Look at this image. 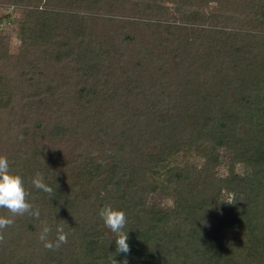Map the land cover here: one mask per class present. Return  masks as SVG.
I'll return each instance as SVG.
<instances>
[{
  "label": "trees",
  "instance_id": "obj_1",
  "mask_svg": "<svg viewBox=\"0 0 264 264\" xmlns=\"http://www.w3.org/2000/svg\"><path fill=\"white\" fill-rule=\"evenodd\" d=\"M3 6L22 15L16 52L0 25V155L40 216L0 230V264H264V0ZM109 205L128 254L99 216ZM45 223L68 234L58 250Z\"/></svg>",
  "mask_w": 264,
  "mask_h": 264
},
{
  "label": "clouds",
  "instance_id": "obj_2",
  "mask_svg": "<svg viewBox=\"0 0 264 264\" xmlns=\"http://www.w3.org/2000/svg\"><path fill=\"white\" fill-rule=\"evenodd\" d=\"M31 183L36 189L47 193L49 196L53 194L52 187L45 183L41 174L37 173L32 178ZM29 196L30 193L25 187L24 178L20 174L10 171L7 157L0 155V209H6L11 214L9 216L0 215V230L12 226L17 216L27 214L39 218L40 211L39 209H33ZM221 202L231 205L236 201L234 196H228L226 199H222ZM99 216L104 224L116 234V254L130 253L129 231L124 230L127 224L126 213L122 209L113 208L109 205L100 209ZM50 232L51 228L46 223L43 224L39 239L46 249L55 251L68 242V234L64 231L62 225L56 227L54 240L48 238ZM3 241L4 235L0 231V242ZM113 264H117L116 259H114ZM121 264H127V259L125 258Z\"/></svg>",
  "mask_w": 264,
  "mask_h": 264
},
{
  "label": "rangeland",
  "instance_id": "obj_3",
  "mask_svg": "<svg viewBox=\"0 0 264 264\" xmlns=\"http://www.w3.org/2000/svg\"><path fill=\"white\" fill-rule=\"evenodd\" d=\"M9 14V16H8ZM22 15L21 11H15L11 6L0 7V25L4 29L3 31L6 34H9L12 39V51L16 52L19 45V33H18V23L13 19ZM230 152L222 150V159L224 163V169L227 171L228 162L230 160ZM226 171H224L226 173ZM247 171V168L242 164L237 165V172L239 174H244ZM228 196H234L232 193L225 191L223 193V198L226 199ZM149 202L152 205H155L160 208L171 209L173 206V201L170 198L164 197L161 194H151L149 196ZM240 228H228L227 229V238L231 241H236L241 237Z\"/></svg>",
  "mask_w": 264,
  "mask_h": 264
}]
</instances>
